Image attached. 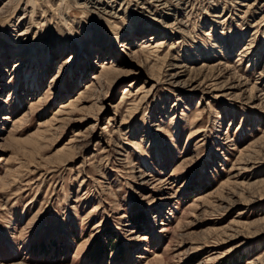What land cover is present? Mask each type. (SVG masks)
Listing matches in <instances>:
<instances>
[{
  "label": "rangeland",
  "instance_id": "374dc122",
  "mask_svg": "<svg viewBox=\"0 0 264 264\" xmlns=\"http://www.w3.org/2000/svg\"><path fill=\"white\" fill-rule=\"evenodd\" d=\"M262 219L264 0H0V264H264Z\"/></svg>",
  "mask_w": 264,
  "mask_h": 264
},
{
  "label": "bare ground",
  "instance_id": "6f19581e",
  "mask_svg": "<svg viewBox=\"0 0 264 264\" xmlns=\"http://www.w3.org/2000/svg\"><path fill=\"white\" fill-rule=\"evenodd\" d=\"M103 1H104V0H103ZM150 1H151V0H150ZM152 1H153V0H152ZM105 2H106V1H105ZM112 2H114V1H112ZM154 2H160V1H154ZM114 3H115V2H114ZM163 5H164V4H163ZM111 6H112V5H111ZM161 6H162V5H161ZM157 46H159V45H157ZM160 47H161V46H160ZM146 48H147V47H146ZM156 48H157V47H156ZM153 54H154V53H153ZM125 100H126V97L124 96V97H122L120 103L125 102ZM133 104H134V103H133ZM245 202H248V201L245 200ZM249 203H250V202H249ZM258 222H259V224H264V219L259 220ZM260 231H261V230H260ZM263 232H264V230H263ZM227 235H228V234H227ZM227 235H226V236H227ZM229 235H230V234H229ZM229 235H228V236H229ZM232 235H233V234H232ZM232 235H231V239L237 237V235H233V236H232ZM225 240H227V239H225ZM229 240H230V239H229Z\"/></svg>",
  "mask_w": 264,
  "mask_h": 264
}]
</instances>
